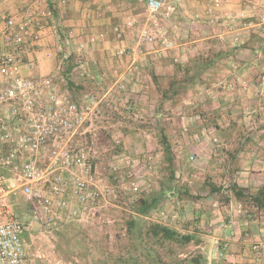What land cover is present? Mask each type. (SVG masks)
<instances>
[{
  "label": "rangeland",
  "instance_id": "1",
  "mask_svg": "<svg viewBox=\"0 0 264 264\" xmlns=\"http://www.w3.org/2000/svg\"><path fill=\"white\" fill-rule=\"evenodd\" d=\"M134 14L136 17L134 16L133 19L136 23L134 29L130 30L133 32V37L144 25H147L150 30L155 32L156 42L154 45L156 48L160 49L165 44H172L171 49L145 57L150 62L153 60L156 62L160 60H162L161 62L173 61L176 56L171 50L176 43L169 35V23L159 16L149 18L145 5H141L134 11ZM158 19L164 23H156L159 21ZM162 24L164 26L163 34H159L157 29ZM59 35L61 37L60 32ZM63 35V39L58 38L57 40L58 51L56 54L59 62L55 73L50 77L54 89L61 93L68 91L66 84L69 81L74 85L71 95L76 96L80 93L79 91H83L93 93L101 98L100 104L83 128L76 144L85 148L96 177L102 183L114 185L111 166L116 160L114 156H118L119 162L127 157L133 160L134 172L142 176L143 184L140 188L141 193L132 196L123 190L125 182L116 184L119 196L117 208L108 209L95 216L85 218L81 222H72L55 230L41 229L34 218L33 208L26 203L24 197L16 193L12 198L15 212L27 227V231L22 236L26 264H147V259L139 251L138 243L128 239L124 230L125 220L131 215L129 202L131 197L138 199L153 194L155 196L165 185L166 175L163 167L164 153L161 133L153 131L147 134L138 130V119L140 118L142 120L148 118L152 123H155L154 109L157 94L151 84L150 70L142 65L147 59H142L143 62L139 66L137 64L132 66L127 74H124L126 78L120 85L118 84L120 81L115 85L116 77L110 82L101 76L100 67L94 63L92 55L89 54V51L82 50L87 49L85 45L80 49V44L73 42L66 33ZM123 38L124 36L121 39ZM144 47L151 49L148 45H144ZM125 48L132 49L130 45ZM137 53L136 55L134 53L130 59L136 58ZM139 56L141 57V54ZM107 57L115 65L119 61L124 65V57L117 58L111 53ZM68 58H71L70 62H68ZM119 64L121 63L119 62ZM69 66H73V68L66 79L62 72L65 67ZM115 69L119 70L116 76L124 72L121 67ZM170 72H172L171 66L164 71L167 74ZM98 73L101 80L93 84L94 75ZM212 88L215 90L218 87L213 86ZM205 94L207 95V93ZM194 95V92L190 90L180 105L169 107L167 109L169 115L162 119L160 128L163 129V134H166L165 136L172 144V153L175 155L173 166L175 180L178 184L177 189H185L189 192V196L196 198L200 197L201 192L207 193V190H204V182H208L207 180L209 183L223 188L230 187L233 182L236 183L237 174L233 172V169L236 166L239 168L238 161L235 158L236 162L232 165L233 168H229L227 167L229 157L223 159L224 152H233L237 148L235 145L226 144L227 134L235 139H244L253 129L237 128L230 133H228L229 130L224 131L222 128L219 129V132L217 128L209 130V126L214 127V124L217 126L218 119L222 123L225 118V111L219 110L221 106L217 108L220 99H217L218 104H214L213 100L207 102L205 99L202 104L198 102V99H194ZM99 107L100 109H98ZM242 118L243 116L240 115L238 120H242ZM203 132H206V136H208V139L203 142L206 146L204 148L208 149H204L200 145L201 151L192 152L194 145L199 143L194 139L192 149L188 150L190 145L187 143L188 140L190 141V137L196 135L203 138ZM115 150L118 153H114ZM198 155L202 160H199ZM148 157L152 158L151 169H148ZM190 162L192 165H189ZM120 164L122 165V163ZM177 199L176 195L161 193L158 206L165 203L164 205L168 209L175 207L179 221L171 228L182 235L194 236L195 239H198L199 244L197 246L194 243L177 246L166 243L163 247L153 245V248L166 260L189 258L200 252L204 256L206 264H227L224 251H222V259L216 257L218 254L215 249L219 248V244L222 242H213L211 238L206 237H217L221 232L217 234L209 225L201 224L200 219L195 216L196 209H193L194 207L190 203H183L184 206L177 205L175 203ZM143 239L144 244L150 243L148 238L144 237Z\"/></svg>",
  "mask_w": 264,
  "mask_h": 264
},
{
  "label": "crops",
  "instance_id": "2",
  "mask_svg": "<svg viewBox=\"0 0 264 264\" xmlns=\"http://www.w3.org/2000/svg\"><path fill=\"white\" fill-rule=\"evenodd\" d=\"M146 1L43 0L52 16L44 23L45 27L38 47L27 56L31 67H24L22 73L36 78L52 77L59 62L56 45L61 31L73 42L86 46L87 49L82 50L89 51L94 63L99 65L103 78L111 82L116 77L114 84L120 81L118 83L120 85L126 78L124 74H127L132 66L142 64V59L146 58V55L162 52L155 45L150 46L151 49L142 45L141 57L136 56L133 60L130 59L131 57H124V65L121 61H119L121 64L118 62L115 65L107 57L110 53L113 56V49L116 46L130 45L132 48L136 46L141 29L135 37L131 29H124V38L121 39L122 36L116 40L113 28L127 18H135L134 11L141 5H146ZM221 2V7L214 9L211 5L212 0H170L162 13L171 15L167 23H169V35L176 43L171 50L176 56L173 61L185 62L205 48L232 51L227 62L228 68L216 74V83L213 86L218 88L212 90L213 88L199 84L192 91L195 94L194 99H198L202 104L204 99L207 102L213 100L214 104H218L217 99H220L217 108L221 106L219 110L225 111V118L222 123L218 119L217 127L209 126V130L217 128L219 132L222 128L224 131L229 130L230 133L237 128L253 129L244 139H235L226 132L228 136L226 144L238 147L235 150V158L239 164V171L236 172L237 185L243 188L259 187L264 184V0H221ZM27 4L28 0L0 1L1 50L7 49L5 20L13 18L18 23ZM158 20L156 23L163 22L161 19ZM158 28V33L163 34V24ZM99 34L103 35L101 39H97ZM146 59L142 65H145V68L152 71L155 76H161L165 69L171 66L170 61L150 62L148 58ZM114 67H121L124 72L116 76L119 70ZM240 115L243 116L242 120H238ZM206 134V132L202 133L203 138L196 135L190 137L187 143L190 145L188 150L192 149L194 139L199 143L194 145L192 152L198 153L202 150L201 146L206 147L203 143L208 139ZM229 153L224 152L223 159L227 158ZM198 158L202 160L200 156ZM189 165L192 163L190 162ZM193 172L196 173L195 170ZM175 203L182 206L183 203H190L193 209H196L195 216L200 219L201 224L209 225L217 234L221 232L217 237L206 236L213 242H222L219 248L215 249L217 258L222 259V251H224L225 261L235 259L239 264H247L256 255L250 250L251 245L259 244L258 254L261 263L264 264V218L260 221H249L246 211L239 204L232 201L228 204L219 203L208 192H201L200 197L196 198L190 196L189 199H177Z\"/></svg>",
  "mask_w": 264,
  "mask_h": 264
},
{
  "label": "built area",
  "instance_id": "3",
  "mask_svg": "<svg viewBox=\"0 0 264 264\" xmlns=\"http://www.w3.org/2000/svg\"><path fill=\"white\" fill-rule=\"evenodd\" d=\"M169 1L147 0L149 18L159 16L168 22L170 15H164L162 10ZM211 5L218 9L222 2L212 0ZM51 16L43 0H28L18 23L13 18L5 20L7 49H0V264H26L22 236L27 227L15 214L12 198L16 193L33 208L41 229L55 230L117 208L116 184L125 182L123 190L131 196L140 194L143 184L142 176L134 172L133 160L127 157L119 162L118 156H114L111 166L114 185L102 183L87 151L76 144L101 98L91 93H61L50 79L22 73L24 67H31L27 56L38 47L44 23ZM135 23V19L127 18L116 25L115 38L120 39L124 29L134 28ZM101 38L102 34L97 35V39ZM155 42V32L144 26L135 47H116L113 56L132 57L137 52L139 56L142 45L153 46ZM171 48L168 43L160 49ZM151 159L147 158L148 169L152 168ZM136 199L131 197L129 202ZM164 204L144 219L173 227L179 221L178 212ZM259 248V244L251 245L250 250L256 255L247 264H262ZM227 264L239 263L231 259Z\"/></svg>",
  "mask_w": 264,
  "mask_h": 264
},
{
  "label": "trees",
  "instance_id": "4",
  "mask_svg": "<svg viewBox=\"0 0 264 264\" xmlns=\"http://www.w3.org/2000/svg\"><path fill=\"white\" fill-rule=\"evenodd\" d=\"M51 9L52 7L50 5V10ZM60 34V38L63 39L64 35L61 31ZM214 43L218 44L216 41H214ZM231 55L232 51H225L223 49L207 50L205 48L198 55L189 58L185 62L170 61L172 72L169 74L163 73L161 76H155L152 71L149 72L153 90L157 94V102L154 109L155 123H152L148 118L145 120L140 118L138 119V130L141 133L144 132L147 134L153 131H159L161 133L164 153L163 167L164 174L166 175L165 185L160 188L159 193L155 196L154 194L149 197L147 196L148 198L142 196L130 203L131 215L125 220L124 227L125 235H127L128 239H132L138 243L139 251L144 255V258L147 259V264H206V260L200 252H197V254L189 258L166 260L153 248V245L163 247L166 243L170 245L175 244L177 246L194 243L197 246L199 244L198 239H195V237L191 235H182L171 227L149 222L147 220L144 221V216L150 215L158 210L161 193L176 195L178 199L190 198L188 191L185 189H177L178 184L177 180H175V169L173 166L175 155L172 153V144L170 140L165 136L166 134H163V129L160 128L161 121L169 115L167 109L180 105L186 93L194 89L197 85L204 84L207 86L206 88L209 87L212 89L213 84L216 83V74L228 68L227 62ZM70 61L71 58H68V62ZM72 68L73 66H69L65 67L63 70L62 75H64L66 79H68V75ZM100 74L94 75L93 84L101 80L99 78ZM66 85V90L70 93L73 92V83L68 81ZM79 92L78 94H88L83 91ZM96 98L100 97L96 96ZM98 109H100V107ZM125 111L127 112V110ZM214 126H216V124H214ZM115 152L118 153L117 150H115L114 153ZM235 154L236 151L229 153L227 167L231 168L236 162ZM237 171H239V168L236 166L233 172L236 173ZM207 181L208 182H204V190H207L208 194L213 195L219 203L228 204L232 201L239 204L242 209L246 211V216L249 221H260L264 218V184L259 187L250 186L243 188L233 182L230 187L223 188L216 184L209 183V180ZM144 237L148 238V241H150L149 244H144Z\"/></svg>",
  "mask_w": 264,
  "mask_h": 264
}]
</instances>
